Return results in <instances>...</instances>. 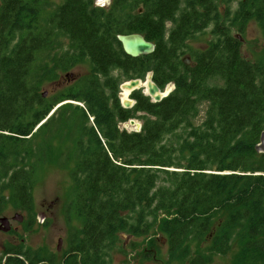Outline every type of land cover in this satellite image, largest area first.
<instances>
[{
  "label": "trees",
  "instance_id": "trees-1",
  "mask_svg": "<svg viewBox=\"0 0 264 264\" xmlns=\"http://www.w3.org/2000/svg\"><path fill=\"white\" fill-rule=\"evenodd\" d=\"M46 1L0 0V213L10 203L30 214L39 168L72 163L64 213L81 228L69 231L67 264L106 263L119 234L145 237L161 214L170 261L211 264L236 241L233 264H264V153L256 151L264 56L246 60L238 36L251 19L264 28V0H236L234 11L233 0H63L44 19ZM210 25L215 41L189 50L186 42ZM127 34L142 35L154 52L126 55L117 35ZM56 38L67 46L52 58L53 71L84 61L90 69L47 99L31 70ZM148 73L161 91L173 90L155 103L135 90L134 105L123 108L120 78ZM130 119L142 121L139 132L118 128ZM64 139L70 146L62 149ZM3 254L0 264L45 261L22 248Z\"/></svg>",
  "mask_w": 264,
  "mask_h": 264
},
{
  "label": "rangeland",
  "instance_id": "rangeland-1",
  "mask_svg": "<svg viewBox=\"0 0 264 264\" xmlns=\"http://www.w3.org/2000/svg\"><path fill=\"white\" fill-rule=\"evenodd\" d=\"M105 1L96 0L99 3V7L106 6ZM62 2L63 0H47L48 7L43 10L42 18L45 19ZM236 4L237 1L233 0L230 4L231 11L235 10ZM222 9L221 6H218V10L221 13ZM165 28L166 30L171 28L169 23L166 24ZM212 30L213 26L210 25L202 34L195 36L192 40H188L186 43L189 46V50L206 49L211 42L215 41ZM238 33L236 29L232 30V34L237 35ZM238 36H240L242 42L241 53L243 57L250 62L260 61L264 56V28L257 21L251 19L245 24L242 33ZM54 41L56 42L51 51L47 50L37 55L31 70L33 77L41 79L40 93L45 94L43 97L47 99L64 91L75 79L88 75L90 69L89 64L84 61L67 72L53 71L52 58L59 56L67 46L66 41L62 38H56ZM184 58L186 57L184 56ZM118 75V73H115V76ZM120 80V83L125 82L123 78H120ZM167 88L172 90L173 86L170 85ZM166 89L161 93L166 92ZM121 93L122 90H120ZM125 99H127V96H125ZM128 99H130L129 95ZM120 102H122L121 96ZM199 109V116L194 121L196 125H199L204 118L206 104H201ZM135 121L140 125L142 124L139 119ZM120 127H124V125L121 124ZM135 128L131 125L128 128L121 129L134 132ZM64 140L67 141V139ZM69 146L70 142L68 141L60 145L62 149ZM71 167L72 163L63 169L58 168L54 164L43 165L39 168L35 177V185L32 189L33 208L30 214L15 210L10 203L6 204L0 213V218H8L10 231L5 233L0 230V261L2 263L8 256L3 253L7 249L12 248L38 252L39 258L45 260L41 264H48V260H52L53 264H67L65 259H71V252L67 253L69 249V231L81 228V220L79 218L71 216L68 220L64 213L65 205L72 199ZM210 173L214 172L211 171ZM15 214L21 215L23 221L17 222L13 220L12 218ZM164 216V214H161L158 217L156 224L151 227L149 234L145 237H134L124 233L119 234L115 247L108 253L107 262L104 264H185L184 260L170 261L171 257L166 245V237L158 229L159 220ZM30 218H32V223L31 226H28ZM219 218L220 216L214 221L216 222ZM59 239L61 240V245L60 250L57 251ZM208 246V243L203 244V248ZM237 251L238 245L234 241L230 251L225 256L214 255L211 264H233Z\"/></svg>",
  "mask_w": 264,
  "mask_h": 264
},
{
  "label": "water",
  "instance_id": "water-1",
  "mask_svg": "<svg viewBox=\"0 0 264 264\" xmlns=\"http://www.w3.org/2000/svg\"><path fill=\"white\" fill-rule=\"evenodd\" d=\"M109 2H110L109 0H106V4H109ZM97 4L99 5V3H97ZM117 40L119 41L123 52L132 58L150 55L155 50L154 44L152 42L146 41L144 39V37L140 34L117 35ZM188 62L189 61L186 59V63H188ZM151 77H152L151 73H148L144 79L145 81H142L140 79L126 81L120 85L119 89L120 90L129 89L128 95L130 96L131 92H133L135 90H141V88H143L144 85L146 84V86L143 88V90H141L142 94L147 96V97H150L151 99L150 98L149 99L151 102H154V103L159 102L163 98H165L172 90L167 88L166 89L167 93L164 92L165 95H163V93H161L163 91H161L154 84ZM170 85H172V84H170ZM44 95L45 94H43V96ZM120 96H121V94L119 93V99H120ZM120 104L123 108L127 109V108H131L134 105V101L131 99H128V96H127V101H122V102H120ZM122 124L124 125V127H120L121 124L118 126V128L120 130H122L121 128H128V126H131V125L136 127L134 129V132H139L141 129V125L138 124L134 119H130L127 122L122 123ZM127 132H129V131H127ZM256 151L258 153H264V131H262V133L260 135L259 143L256 145ZM12 219L17 221V222L23 221V217L21 215H18V214H15ZM0 230L2 232H5V233L10 231V224H9V220L7 217H1L0 218ZM60 245H61V240L59 239L57 251L60 250Z\"/></svg>",
  "mask_w": 264,
  "mask_h": 264
},
{
  "label": "flooded vegetation",
  "instance_id": "flooded-vegetation-1",
  "mask_svg": "<svg viewBox=\"0 0 264 264\" xmlns=\"http://www.w3.org/2000/svg\"><path fill=\"white\" fill-rule=\"evenodd\" d=\"M110 2H109V4L111 3V0H109ZM108 4V5H109ZM139 13H142V9H139ZM167 23H169V25H170V27L172 26V23L169 21V22H166V24ZM166 24H165V27H166ZM185 59V61H186V59L189 61L187 64H189V63H191V61L186 57V58H184ZM170 84H168L162 91H164L168 86H169ZM173 90V89H172ZM129 98H130V96H129ZM131 99V98H130ZM132 100V99H131ZM134 120H137V119H134ZM127 122V121H126ZM123 123H125V122H123ZM119 124H122V123H119ZM73 254V253H72ZM77 261L78 262H80V258L78 257L77 258ZM80 264V263H79Z\"/></svg>",
  "mask_w": 264,
  "mask_h": 264
},
{
  "label": "bare ground",
  "instance_id": "bare-ground-1",
  "mask_svg": "<svg viewBox=\"0 0 264 264\" xmlns=\"http://www.w3.org/2000/svg\"><path fill=\"white\" fill-rule=\"evenodd\" d=\"M142 85V84H141ZM146 86V84L144 85V87ZM128 93H129V89H124L122 90V93H121V100L122 101H127V99H125V96H128ZM167 93V92H165ZM165 93H163V95H165ZM124 97V98H123ZM133 121V120H132ZM134 122V121H133Z\"/></svg>",
  "mask_w": 264,
  "mask_h": 264
}]
</instances>
